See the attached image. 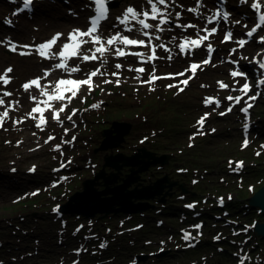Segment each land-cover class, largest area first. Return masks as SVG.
Returning <instances> with one entry per match:
<instances>
[{
  "label": "rangeland",
  "instance_id": "rangeland-1",
  "mask_svg": "<svg viewBox=\"0 0 264 264\" xmlns=\"http://www.w3.org/2000/svg\"><path fill=\"white\" fill-rule=\"evenodd\" d=\"M78 1L83 7L88 3V0ZM193 1L184 3L183 9L185 10L189 5L193 6ZM45 3L58 9L62 7L64 14L71 17L81 15L72 0H69L65 6L63 0L54 2L46 0L44 3H38V7ZM117 3L119 2L117 1ZM69 9L73 10L75 15L69 14ZM11 10L14 9L11 8ZM177 12L183 16L181 10H177ZM112 16L108 22L116 20V16ZM85 17L84 15V19ZM5 19H10L15 24L11 17L0 15L1 26L6 24ZM188 21V17H183L178 22L185 24ZM243 23L244 21H241L238 25L240 29H242ZM165 28H167L166 25ZM192 30L194 29L189 31ZM261 32L264 33V30ZM53 34L54 32H47L37 43H31V41L25 43L27 40L18 43L19 45L28 44L34 49L42 39ZM182 34L176 33L177 42ZM1 36L4 38V34ZM220 36L221 32L214 37L216 44H220L218 40ZM5 38L9 37L5 36ZM171 44V50H175L179 54L176 44ZM233 44V42L221 44V49H217L213 62L203 67V70H200L183 91H179L178 87L167 88L168 80H158L152 85L145 84L144 80L153 65L147 72L137 73L130 70L136 64V62L132 63L131 57L117 59L109 54L107 58L110 60V67L106 69L101 67V71L105 72V75L95 77L94 89L89 92L86 86L76 102L69 108V110L76 108V115L68 120L67 117L70 115L68 110L61 119L62 123L52 120L43 131L39 130L35 126L34 120L27 115V111L32 105L30 97L33 96V92H25L26 99L29 101L27 108L18 107L15 111L11 109L5 127L0 130V193H2L0 195V242H4L3 245H0V264H65L78 258L74 252L77 247L84 245L91 249L100 243L108 248L104 249L101 255H94L95 257H91L90 252L80 253L81 259L78 264H127L130 261L136 264H220V262L239 264V257L234 254L242 252L239 248L242 244L244 245V254L255 258L256 262L261 261L264 258V247H260L259 243V245L256 243L255 246V242L260 240L262 243L264 239L256 238L252 229L246 233L240 229L252 226L255 219L264 221V214H260L259 210L250 211L246 215L237 212L238 215L232 214L230 217L233 216L232 219L239 221L240 224L229 225L226 224L223 217H212L209 211L211 207L216 206L218 197L225 198L229 204L228 195L233 196L232 202L237 201L238 197L253 195L264 183V90L253 106L254 128L251 132V143L246 148H241L242 125L244 123V116L241 112L232 110L228 114L221 115L220 111L224 108L216 109L215 105L205 103L207 94H214L220 99H226V94L231 93L243 80V78L235 79L230 76V69L236 68V66L230 61H225L226 57L232 56L227 52V49ZM263 45L264 43L259 44L252 41L242 50L241 54L237 52L232 58L240 60L241 64L244 63L243 66L249 67L252 72H255L254 70L259 66L254 57L261 58L257 51ZM9 47H5L4 51L6 49L10 51ZM21 49L27 51L23 47ZM34 52L33 50V54ZM163 52V57L169 53ZM204 53V50L199 51V54ZM188 58H178L172 66L161 65L160 59L156 61L154 68H157L158 73L176 72L182 67H186ZM116 60L123 62L125 73L118 72L114 67ZM99 65V62L83 64L86 69ZM6 67H12V65L7 62L0 64L2 71H5ZM43 67L44 65H41L34 72H28L20 78L16 82L18 88L22 86V81L35 75H43ZM62 72V70L58 71L45 81L49 82L51 77L55 78ZM113 72H117L118 75H112ZM260 76L261 74L256 75L254 80L257 82ZM117 80L121 83L116 84ZM105 81L111 82L106 83ZM218 82H223L229 87L222 89ZM6 90L12 92L11 96L15 95V90L11 89V86H5L1 94ZM94 104H99V107L93 108ZM1 109L2 107H0V111ZM203 111H210L211 115L207 123L200 128L196 118ZM21 117L28 119L22 123H14V121H21ZM115 120L131 123L132 130L126 137L123 147L115 149L114 153L122 151L132 154L142 146L153 147L151 148L153 150L156 149L155 146H161L165 147V151L173 154L166 167L158 168L150 174H144L143 178L155 180L165 172L176 175L178 168L185 169L184 173L188 174H184L188 187L186 195L191 190L199 193L195 197L199 201L196 210L201 212L200 219H204L205 222L202 228L203 237L211 239L206 250H200L197 254H188L187 251H182L184 243L179 229L186 227L185 220H180V211H176L177 215L155 213V209L162 208L160 204H155L156 207L147 210L145 215L143 214L142 218L137 221L132 220V215H137L135 213L123 217L111 215L92 219L77 214L72 216L64 214L62 218L56 217V212L53 210L66 202L75 191L82 190L83 180L94 177V174L102 168L106 151L97 149L101 145L103 131L109 128ZM65 128L70 131L65 132ZM49 136H53L55 139L45 143ZM56 145L60 146L59 150H56ZM60 149L65 152L64 155ZM67 158L73 159L69 165L71 168L63 172H54V168L61 162H66ZM230 158L244 161L240 167L241 173L235 174L230 171L231 168L236 167L235 161H229ZM30 168H34L36 173L31 179L25 181V192H21L23 188L11 185V178L28 176ZM107 171L110 169L107 168ZM122 171L125 173L126 168ZM64 172L68 173L69 178L59 185H52V181L58 180L60 173ZM190 175L191 177H189ZM193 178L199 180L195 185L191 181ZM34 187L42 190L39 194L30 195L33 193ZM102 188L103 186L100 187V189ZM16 198L18 200H15ZM191 199L194 198L187 200ZM61 219H66L69 224L63 227ZM159 220L164 223L158 225ZM141 222L144 223V226L138 230L126 229ZM79 224L83 227L76 234L74 233L75 227ZM68 228H70L69 231H67ZM234 229L239 233L234 234ZM24 230L28 231L25 235L22 233ZM58 230L67 232L66 239L62 243L59 242ZM140 232H142V238L139 236ZM91 233L97 234L96 239L91 242L81 241L83 235ZM246 237H248V241H245ZM215 238L221 240L214 241ZM160 250H164L166 254L156 257L154 253L156 254ZM27 251L30 253L37 251L38 253L27 255ZM229 252H233V254ZM19 253L26 254L23 259L13 261V258L18 257ZM141 254L148 256L145 260L136 259L137 255ZM249 261H251L250 258L247 263Z\"/></svg>",
  "mask_w": 264,
  "mask_h": 264
},
{
  "label": "snow or ice",
  "instance_id": "snow-or-ice-1",
  "mask_svg": "<svg viewBox=\"0 0 264 264\" xmlns=\"http://www.w3.org/2000/svg\"><path fill=\"white\" fill-rule=\"evenodd\" d=\"M11 2L16 3L17 0H11ZM69 0H65V3H68ZM111 0H88V3L85 5L86 8H89L93 13L87 18V24L85 28L81 29L79 27L71 30L69 33H54L51 37H49L46 41L33 46L30 45H17L12 43L10 38H6L4 41H0V44H4L6 47H9L10 51H17L18 47H23L27 49V51L19 52V55L26 56L32 55L33 50L36 54H38L43 59L49 60H57L58 62L54 64L55 69L62 70L67 78H61L51 83L49 85H42L41 79L47 78L50 75L49 72L44 73L43 78H35L30 82H26L22 85L25 92H29L31 89L35 88L39 91V97L32 96L30 97L33 101L36 102V106L32 107L30 112L27 114L33 120H35V116L33 113H39L40 118L39 122L35 124V126L43 131L42 125H45L47 121L44 117V112L46 109L52 110V118L58 123H62L60 120V113L65 111V108L68 104L71 103L72 99L75 98L82 86H87L89 92L93 90V78L97 76L105 75V72L101 71V67L107 65L108 63V55L114 54L116 57H125L127 55H132L140 58L141 61L147 63L151 62L155 59H158L156 56L157 48L163 49L165 52H171L172 50L165 46L164 43L153 44L152 41H160L161 36L159 33H163L167 31L164 26L173 22V13L169 11L170 6H175L176 0H143V3L139 9L134 6H128L121 13L120 16L117 17V24L112 26L115 31L109 30L108 34H102L101 24L103 21L108 19L109 8L108 5ZM226 3V0H224ZM32 3L33 0H23L22 8L18 9L14 14H18L19 12H23L25 10L32 11ZM241 4H249L250 8L254 10L256 15V21L252 26L248 24H244L243 27L247 28V32L245 35L252 39L256 36L259 30H264V11H261V4L264 3V0H239ZM207 5L204 3V0H194V6L188 7L185 11L193 13L197 18L203 19L205 24L203 28H200L198 25L193 23H185V24H177L176 27L187 31L188 29L195 30V38L185 36L181 42L177 44V37L172 36L171 43L176 44L179 48L180 53H185L188 56H192L194 50H204L205 56L203 60L200 62H190L188 67L183 71L176 73L177 76H185L187 73H191L186 79L182 80L181 83L187 86L190 79H192L197 74V69L203 70V65H208L211 63L212 54L216 51V49L212 46L211 43L205 44L206 41L209 40V37L214 36L219 28V23L221 20L224 22H228L230 19V14L227 11H224L219 6L215 11L208 10L210 14L205 15L201 9H206ZM69 14L75 15V13L69 9ZM181 17L180 12L175 13V19L179 20ZM151 21V22H149ZM154 22V23H153ZM5 23L11 26L12 21L9 19L5 20ZM234 24H240L239 20L233 21ZM208 25H215L214 27L209 28ZM119 26H123L122 28ZM138 26V27H135ZM136 32L138 35L143 37H147L148 42L146 43L144 39L132 38L129 35H125L124 33H133ZM204 33V34H201ZM234 39L233 32L229 29L226 31L223 36L222 43L226 41H231ZM259 40L261 43H264V36H260ZM235 43L243 48L248 43V40L240 38L235 40ZM86 45H91V47H85ZM129 46H137V47H147L150 50V54H145L143 52L138 51H127ZM55 49V51H53ZM231 52H236V49H231ZM259 55V54H258ZM171 60L173 57L169 55L167 57ZM77 60L78 63L70 66L69 61ZM100 62V67H93L91 69L85 70L82 69L81 64H88L90 62ZM258 63L259 68L264 69V59L256 61ZM116 69H120L122 65L120 63H116L114 65ZM155 66L153 65V68ZM131 71H136L139 73H144L145 68H135L130 69ZM12 71V68H7L3 73H0V83L3 85H7L10 82V78L8 74ZM82 73L83 78H73V74ZM112 75H118L117 72H113ZM230 75L235 78L237 76H243L245 80L247 77L244 73L239 71H232ZM155 76V72L149 74V83L153 80L157 79ZM106 83H110L111 81H105ZM119 83V80L116 81ZM220 88L226 89L229 86L224 84L223 82H218ZM258 85H264V79L258 81ZM168 87H178L179 85H168ZM234 91L236 89H233ZM179 91H183V88H179ZM239 91L241 95L226 97L228 101L234 102L227 108V112L232 111V107L236 104H240L241 100L244 96H248V93L252 91L249 83L245 82L240 88ZM66 93H71L70 96H66ZM12 93L8 91L2 92L0 94V107L5 104V100L3 97H9ZM46 98V99H43ZM257 99V95L248 96V100H246L245 106L241 108V111L247 115L249 108L252 107V104L249 101H254ZM67 101V103H64ZM54 102H60L61 107L59 109L53 108ZM17 103H19L17 101ZM205 103H211V100L206 98ZM43 104L44 107L40 105ZM220 106V101H216V107ZM93 108L99 107V104L92 105ZM14 110V109H12ZM77 110H73L71 115L67 117L68 120L72 119V116L76 115ZM221 115L226 114L225 112H221ZM208 114H205V117L200 118L198 124L203 127L205 118ZM9 118V110H5L0 112V127L4 126L5 121ZM23 121H14V123H22ZM247 129V124H245V130ZM67 131V129H65ZM55 137L49 136L48 140H54ZM48 141H45L47 143ZM247 139L244 140L245 146L247 145ZM59 145H56V150H59ZM240 165L238 164L237 167ZM34 170V169H33ZM37 193H31L30 195H36ZM191 207V205H189ZM54 211H59V208L54 209ZM196 228H199L200 225H196ZM184 239L189 240L190 236L188 233L184 234ZM104 247V244L100 245ZM243 264V260L241 261Z\"/></svg>",
  "mask_w": 264,
  "mask_h": 264
},
{
  "label": "water",
  "instance_id": "water-1",
  "mask_svg": "<svg viewBox=\"0 0 264 264\" xmlns=\"http://www.w3.org/2000/svg\"><path fill=\"white\" fill-rule=\"evenodd\" d=\"M264 59V54L262 55ZM132 124L125 121H113L102 135L103 140L97 150L107 151L104 156L103 166L94 177L83 180L82 190L74 192L62 205V210L68 214H82L86 218L105 217L110 214L142 213L155 207L150 202L155 200L165 203L167 196H172L173 188L187 192L185 183L170 178L168 174L158 177L148 184L143 182L142 173L151 166L160 164L164 167L172 158L171 153L158 154L146 147H139L132 154L123 152L109 153L121 148L126 141V136L131 132ZM129 168V172L122 175V169ZM110 168V171L106 169ZM99 186H103L102 189ZM252 207L261 208L264 214V185L253 196L248 198ZM256 235L264 237V221H256L254 226ZM165 254L161 252L158 256ZM148 255H139V259H146Z\"/></svg>",
  "mask_w": 264,
  "mask_h": 264
},
{
  "label": "bare ground",
  "instance_id": "bare-ground-1",
  "mask_svg": "<svg viewBox=\"0 0 264 264\" xmlns=\"http://www.w3.org/2000/svg\"><path fill=\"white\" fill-rule=\"evenodd\" d=\"M72 1L76 9L80 11L81 13L80 16L78 15L79 17L77 16L71 17L70 15L64 14V10L62 7L58 9L57 7L49 5L47 3H45V5L41 4L38 7V10H39L38 13L35 14L34 16H32V14L34 13H30L27 11L20 13L21 15L19 13L14 14V11L11 10V8L14 9L15 3L5 1V0H0V15H6L8 17H11L15 21V27H9L6 24L4 26L0 25V41L6 40L5 36H8L11 39L12 43L19 45L18 42L22 40H27L25 41V43L30 42V41L31 43L32 42L37 43L38 40L41 39V37L47 32H54V33L60 32V33L67 34L68 30L71 27L72 28L79 27L85 22L84 14H86L89 10V8L83 7L78 0H72ZM112 1L113 2L118 1L119 3L116 7L111 6L110 12L112 14L110 15V18H112L113 17L112 15H115V13H117L118 10L121 9L123 4L126 5L127 3H134L135 0H112ZM187 1L192 2L193 0H176L175 6H170L169 11L173 13V17H172L173 22L166 25L167 26L166 29L168 30L162 33L163 40L171 43L170 42L171 38L172 36H176V33L184 34L185 32L189 30L188 29L187 31H184L183 29L176 27V25L179 24L178 21L182 20L183 17H188L189 19L195 21L197 24L204 22V20L197 18L193 13L185 11L183 9L182 6ZM212 1H216V0H212ZM41 3H44V2H41ZM229 3L231 6H233L235 10L241 9V10L246 11L247 9L246 7L247 3L242 4L240 6L235 5L236 4L235 0H229ZM63 5L65 6L67 4L64 3ZM193 5H194V1H193ZM177 10H181L183 14V16H181L179 20L175 19V13L177 12ZM201 10L202 12H205V9H201ZM249 16L250 15L245 17L243 20L248 21ZM107 21L108 19L106 20V24L102 28V34L104 35L108 34L110 29H113L112 26L114 24H117V20L116 21L110 20L109 22ZM3 34H4V38H2L1 36ZM260 35L264 36V33H261ZM5 47L6 46L4 44H0V64L3 62H7L10 65H12L13 68L10 73L11 75L10 82L7 85H3L2 83H0V94H1L2 89L5 88V86H11V89L15 90V95L9 96V97H3V99L5 100V104L2 107H11V109H14L13 111H15V109H18V107H23V109H26L29 104V101L28 99H26L25 91L23 87L21 86L20 88H18L16 82L20 78L24 77L28 72H34V70L38 69L39 66L41 65H44V67L46 68L51 67L53 65V60L43 59L35 52L33 55L22 56V55H19V52L25 51V50H22L21 47H18L17 51L15 52L7 51V49L4 51ZM218 48L221 49V43L218 45ZM263 53H264V45L257 51V54H259L258 56H262ZM196 54H197L196 51H194V55ZM168 55H171L173 58L169 60L167 58ZM187 57L189 56L188 55L182 56L180 53L177 54V52L173 50L171 51V53H166V56L164 58H161V61H162L161 65L172 66L176 63V60L178 58L185 59ZM212 62L213 60L211 61V63ZM109 67H110V60L108 59L107 65H104L102 69L103 68L106 69ZM117 71L121 73H125V70L123 67L122 69H119ZM3 72L4 71L0 69V73H3ZM166 72H170V71H166ZM262 76H264V72L262 73ZM46 79L47 78H45V80ZM12 81H13V84H12ZM17 101L19 103H17ZM31 107L32 105L29 107L27 114L30 112ZM33 174L35 173H29L28 176L25 175L24 177L23 176L16 177V178L13 177L11 178V185L14 187H21L23 188L21 192H25L26 188H24L25 186L24 183L25 181L31 179V177L34 176ZM0 195H2V193H0Z\"/></svg>",
  "mask_w": 264,
  "mask_h": 264
},
{
  "label": "trees",
  "instance_id": "trees-1",
  "mask_svg": "<svg viewBox=\"0 0 264 264\" xmlns=\"http://www.w3.org/2000/svg\"><path fill=\"white\" fill-rule=\"evenodd\" d=\"M153 148V147H152ZM155 148H156V150L157 149H159V150H163L164 148H162L161 146H155ZM160 148H162V149H160ZM251 174L252 173H254V172H250ZM244 197H246V196H244ZM243 203H244V201H236V202H234L233 204H235L234 205V207L235 208H242L241 210H243V215H246V214H248L249 212H248V210H249V208H248V206H245V209H244V207H243ZM245 205H246V203H245ZM237 214V213H236ZM136 218H139L138 216L136 217ZM141 233L142 232H140V234H139V236H141ZM260 245H259V244ZM209 244V242H207V241H204V242H202L201 243V245H198L197 247H195L194 249H189V250H186L187 251V253L188 254H197V253H199V251L200 250H206L207 249V245ZM257 244L260 246V247H264V240H263V242L261 243V241L260 240H258L257 241ZM231 254V253H230ZM228 256V259L230 260L231 258H230V256H229V254L227 255ZM224 262H220V264H223ZM216 264H219V263H216ZM248 264H264V260L262 261V262H260V263H256V262H251V263H248Z\"/></svg>",
  "mask_w": 264,
  "mask_h": 264
},
{
  "label": "flooded vegetation",
  "instance_id": "flooded-vegetation-1",
  "mask_svg": "<svg viewBox=\"0 0 264 264\" xmlns=\"http://www.w3.org/2000/svg\"><path fill=\"white\" fill-rule=\"evenodd\" d=\"M173 177H175V178H177V176H175V175H172Z\"/></svg>",
  "mask_w": 264,
  "mask_h": 264
}]
</instances>
